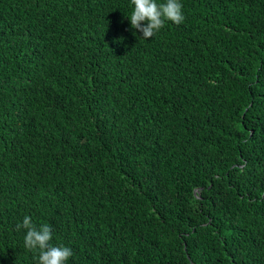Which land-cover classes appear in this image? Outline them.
<instances>
[{"label": "trees", "instance_id": "obj_1", "mask_svg": "<svg viewBox=\"0 0 264 264\" xmlns=\"http://www.w3.org/2000/svg\"><path fill=\"white\" fill-rule=\"evenodd\" d=\"M180 3L0 0V264H264V0Z\"/></svg>", "mask_w": 264, "mask_h": 264}, {"label": "clouds", "instance_id": "obj_2", "mask_svg": "<svg viewBox=\"0 0 264 264\" xmlns=\"http://www.w3.org/2000/svg\"><path fill=\"white\" fill-rule=\"evenodd\" d=\"M133 9L130 16L131 27L142 33L143 39L147 40L155 36L170 21L176 25L181 24L185 16L183 5L180 0H130ZM16 229L26 230L24 236V248L35 254L37 264H67L73 255V250L65 245H53L52 227L44 223L37 227L32 223L30 216H25L22 223L16 225Z\"/></svg>", "mask_w": 264, "mask_h": 264}]
</instances>
